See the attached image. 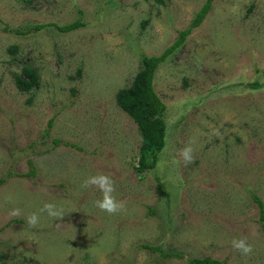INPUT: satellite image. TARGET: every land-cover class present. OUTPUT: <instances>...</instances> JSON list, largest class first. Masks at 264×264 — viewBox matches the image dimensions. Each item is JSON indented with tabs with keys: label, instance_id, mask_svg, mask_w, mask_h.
Segmentation results:
<instances>
[{
	"label": "rangeland",
	"instance_id": "obj_1",
	"mask_svg": "<svg viewBox=\"0 0 264 264\" xmlns=\"http://www.w3.org/2000/svg\"><path fill=\"white\" fill-rule=\"evenodd\" d=\"M164 1L0 0V178L36 173L0 187V264H264L253 198L264 202V0H215L160 66L154 87L168 110L166 147L156 168L138 172L141 133L116 95L133 83L141 55L164 53L207 0ZM78 19L85 25L68 33L7 31ZM25 66L40 78L29 92L15 84ZM190 140L194 159L185 166L178 153ZM102 172L124 202L115 214L95 206L97 187H83ZM46 203L64 217L41 211ZM15 208L20 215L10 216ZM33 213L39 222L30 227ZM241 238L250 255L233 249Z\"/></svg>",
	"mask_w": 264,
	"mask_h": 264
},
{
	"label": "trees",
	"instance_id": "obj_2",
	"mask_svg": "<svg viewBox=\"0 0 264 264\" xmlns=\"http://www.w3.org/2000/svg\"><path fill=\"white\" fill-rule=\"evenodd\" d=\"M32 0H27L31 2ZM146 2L155 1L160 5H164V0H145ZM215 0H207L205 5L197 13L194 21L190 27L184 31H181L178 40L164 53L158 56H146L141 55V68L133 83L125 88L119 90L116 95L118 107L126 113L133 121L138 125L141 133V152L142 156L139 160V167H135L138 172H144L147 168H156L160 161L159 155L163 152L166 147L167 139V119L168 110L167 106L162 102L159 95L157 94L154 82L155 75L160 66L168 61V59L181 48L192 35L194 30L198 29L202 23L206 20L210 14ZM148 21L143 23L145 27ZM85 25L82 19H78L67 25H59L57 23H42L37 24L32 29L25 31L21 29H7L8 32L14 33L18 36L30 34L33 31L39 32L46 28L53 27L61 33H68ZM10 30V31H9ZM12 54L18 52L17 47L10 49ZM37 71L31 66H25L22 68L21 74L15 76L16 87L20 91L29 92L34 88H39L40 80ZM253 88L262 87L261 83L255 82L251 85ZM52 126V121L49 123ZM169 134V133H168ZM60 141H56V145ZM72 145V144H68ZM75 147V145H72ZM154 162V163H152ZM28 177L33 178L36 173L30 172L29 174H14L7 175L5 178H0V187L3 186L8 179L12 177ZM163 191V195H167ZM171 196V195H169ZM168 197V196H167ZM254 202L257 204L260 212V222L263 226L264 232V202L256 195H253ZM20 223V220H15ZM144 250L151 251L153 253H159L165 258L173 257L179 258L180 254L177 252H165L161 246L153 247L150 245H142ZM190 264H223V262L210 258H193L189 261Z\"/></svg>",
	"mask_w": 264,
	"mask_h": 264
},
{
	"label": "clouds",
	"instance_id": "obj_3",
	"mask_svg": "<svg viewBox=\"0 0 264 264\" xmlns=\"http://www.w3.org/2000/svg\"><path fill=\"white\" fill-rule=\"evenodd\" d=\"M193 141L182 148L178 155L182 158L185 166L193 162ZM95 186L102 193V199L95 201V206L102 212H107L108 214H115L124 209V202L117 201L113 196L115 191V181L112 179L111 173H99L97 175L89 177L83 184V187ZM41 211H46L48 216L52 218H62L63 210L57 208L54 203H46ZM10 216H19L20 210L18 208L12 209L9 212ZM39 222V217L36 213L31 214L28 217V224L30 227H35ZM231 245L234 250L241 252L242 255H250L253 252V246L247 243V238L233 239Z\"/></svg>",
	"mask_w": 264,
	"mask_h": 264
}]
</instances>
